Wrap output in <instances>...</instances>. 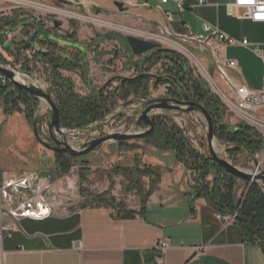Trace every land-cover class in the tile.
Returning a JSON list of instances; mask_svg holds the SVG:
<instances>
[{
  "label": "crops",
  "instance_id": "obj_1",
  "mask_svg": "<svg viewBox=\"0 0 264 264\" xmlns=\"http://www.w3.org/2000/svg\"><path fill=\"white\" fill-rule=\"evenodd\" d=\"M46 1L53 5L73 4V0ZM183 1L182 11L174 0H133L132 4H125L124 0H84L82 7L96 13L123 15L162 32L167 28L179 34L188 29L201 33L203 24L209 23L238 42L247 39L253 48L237 43L221 47L220 53L237 62L235 68L227 69L235 84L263 90L264 68L254 74L249 63L260 59L264 64V23L230 15L228 7L235 0ZM117 3H123L125 10L121 11ZM166 12L172 13V20L167 19ZM3 15H11V11ZM64 44L83 50L87 62L85 47L60 42ZM256 46L262 55L254 51ZM3 117L0 183L2 179L38 170L46 174L50 155L42 152L34 124L21 113ZM144 138L149 142L144 163L159 168L161 173L160 182L145 205L133 209L128 217L112 206L97 203L71 209L55 204L45 218L24 217L18 222L19 227L4 238L5 264H264V251L245 241L237 223L224 226L206 198L195 196L187 169L176 151L158 146L153 138ZM162 239L169 242V248L160 258L156 247Z\"/></svg>",
  "mask_w": 264,
  "mask_h": 264
},
{
  "label": "rangeland",
  "instance_id": "obj_2",
  "mask_svg": "<svg viewBox=\"0 0 264 264\" xmlns=\"http://www.w3.org/2000/svg\"><path fill=\"white\" fill-rule=\"evenodd\" d=\"M17 4L12 1L0 0V17L9 13ZM65 9L72 12L80 13L85 17L72 16L69 12L67 15L36 11L31 8H22L28 13H36L41 19L52 21L59 20L61 25L54 34L63 36L65 40L72 43H78L87 49V71L84 75L79 70L62 71L63 75L73 80L75 89L83 95H89L93 92H98L101 89L105 91L112 90L119 84V79L135 78L141 73L146 72V65H143L139 56L131 54V48L126 40L128 35L139 37L142 39L158 41L165 49L177 51L174 47L168 44V40L163 38L166 36L160 29L149 27L145 24L128 18L123 15H112L105 13H96L93 10H86L82 6H75L64 2L62 5ZM102 19L118 26L126 27L129 32H125L115 27H110L105 24L95 22L94 18ZM136 30V31H135ZM151 33V34H149ZM71 35L73 37H71ZM106 35H110L107 38ZM6 45L10 44L13 51L9 53L6 48L0 43V63L14 70L19 74V79L26 83H36L45 90L50 89V84L46 80L48 74L47 65L39 58L37 54H33L28 48H24L28 41L27 30H16L6 35ZM194 55L199 57L208 67L211 75L216 79L220 86L222 80L217 75L213 68V61L209 51L200 50L198 47L191 44H184ZM66 53L74 55L77 50L73 46L66 44L61 45ZM38 49L41 48L37 44ZM44 48V47H43ZM45 49V48H44ZM178 52V51H177ZM182 55L181 52H178ZM141 56V55H140ZM3 57L6 61L2 60ZM130 59V60H128ZM193 70V74L200 81L205 83L213 93L208 82L205 80L200 69L196 66L191 58H186ZM167 63V61H164ZM262 61H252L249 63V68L254 74L260 73L264 66ZM27 69L31 70V75L27 73ZM151 75L162 76L164 71L161 63L150 69L148 72ZM82 77L84 79H82ZM89 80V81H88ZM3 84V82H0ZM171 84L166 83L158 88L154 86L152 79L149 86L148 97H140V95L131 94L127 100L119 99L113 110L106 116L104 120L95 122L83 128H64V137L75 148L81 149L82 144L91 141L97 137L110 134L112 132H138L145 129L144 126L136 124L137 119L141 115L143 109L147 107V98L158 99L169 96ZM52 95V94H51ZM53 99L54 96L52 95ZM33 108L28 104L19 102L20 111L12 113H21L27 117V111L33 109L31 119H28L32 124H37L40 137L50 145H55L49 131L50 124V108L45 101L42 105V100L37 98ZM55 101V100H54ZM10 113V114H12ZM3 115L8 116L4 109L2 99H0V122L3 120ZM152 119L161 117L168 127L176 125L182 130V133L189 139H196L200 145L201 152L209 155V147L207 142L206 122L204 116L198 111L183 110H165L156 109L151 113ZM28 118V117H27ZM225 120L232 124H239L242 121L233 113L226 109ZM156 131V128H155ZM155 133V132H154ZM219 143V154L235 164L236 166L251 171L254 169L253 159L247 151H242L238 154H233L231 150L234 148L229 143ZM148 141L145 138H138L123 141L122 144L116 141H109L87 155L78 156L71 160V167L68 172H63L57 162L56 151L39 144L42 152L50 155L46 166L48 167L46 174L36 171L50 184V198L53 204L64 206V209L81 207L84 204L92 203L91 198L86 193H102L110 190L117 202H123L131 211L141 207V200L136 191L126 190L128 182L118 173L120 168H134L135 166L145 167L144 155L148 147ZM222 146V147H221ZM48 160V158H47ZM212 176H209V180ZM146 188H148L149 177L142 178ZM248 183V182H247ZM258 184V183H257ZM238 196H241L245 191L246 182L241 181L238 185ZM260 189L264 192L263 186ZM85 193V194H84ZM112 208H115L114 206Z\"/></svg>",
  "mask_w": 264,
  "mask_h": 264
},
{
  "label": "trees",
  "instance_id": "obj_3",
  "mask_svg": "<svg viewBox=\"0 0 264 264\" xmlns=\"http://www.w3.org/2000/svg\"><path fill=\"white\" fill-rule=\"evenodd\" d=\"M19 28L27 29L28 41L24 48L31 49L35 44L41 48L36 50L39 58L47 65V82L50 84V93L59 108L60 121L64 128H83L95 122L104 120L113 110L119 99L127 100L131 94L148 97L150 82L154 80V86L170 83L169 96L184 99L198 100L212 115L214 123V134L218 140L234 145L231 152L235 155L242 151L249 154L261 148L263 139L261 135L251 126L241 122L231 125L225 120L226 107L221 103L218 96L211 93L208 86L194 76L188 60L175 50L162 49L139 56L143 65H146V72L135 78L119 79V84L112 90L101 89L89 95H83L76 91L73 80L63 75V70H79L82 76L87 71L86 56L83 50L78 49L74 55L66 53L60 42L71 43L63 36L51 34V30L45 28L42 21L31 19V15L21 9H13L11 15L0 17V43L9 53L13 51L10 44L6 45V33L14 32ZM59 28L55 26V31ZM71 37H73L71 35ZM110 38V35H106ZM43 47L45 49H43ZM5 62L6 60L1 57ZM167 61V63H164ZM161 63L164 75L156 76L148 72L151 68ZM31 75V70L27 69ZM82 79H84L82 77ZM0 99L4 104L5 111L10 114L20 111L21 100L33 108L37 97L24 88L8 81L5 85L0 84ZM33 109L27 111L28 119L32 117ZM156 131L147 138H153L158 146L172 148L176 151L178 159L185 165L186 169L197 171L200 184L194 187L196 197H204L221 213L238 212L236 223L241 227L246 242L257 244L264 251V192L257 182L250 186L246 182L245 191L238 196L239 179L227 172L208 154L205 155L194 148L190 140L182 133V130L173 125L168 127L161 117L153 118ZM123 141L119 142L122 144ZM57 162L63 172H68L71 167V160L75 157L65 151H56ZM118 173L127 180L126 190L136 191L145 205L149 197L156 190L161 179L159 168L153 166L134 168H120ZM209 176L212 179L209 180ZM149 177L148 188L142 178ZM85 194V193H84ZM92 203L114 206L122 216L128 217L133 211L128 210L123 202H117L111 195L110 190L102 193H86Z\"/></svg>",
  "mask_w": 264,
  "mask_h": 264
},
{
  "label": "built area",
  "instance_id": "obj_4",
  "mask_svg": "<svg viewBox=\"0 0 264 264\" xmlns=\"http://www.w3.org/2000/svg\"><path fill=\"white\" fill-rule=\"evenodd\" d=\"M17 4L13 9L31 8L36 11L54 12L49 8L65 9L60 5H53L46 0H7ZM168 0H160L161 3H166ZM180 11L184 9L183 0H174ZM203 2V0H201ZM125 4H132L133 0H124ZM84 0H73L72 5L82 6ZM12 9V10H13ZM11 10V11H12ZM68 10V9H66ZM24 11V10H23ZM228 11L230 15L239 18H247L253 22L264 23V0H235L229 4ZM31 19H37L43 22L45 28L51 30L54 34L55 22L41 19L36 13H28ZM61 14V13H58ZM64 15V14H63ZM85 16V15H84ZM168 20H172V13L166 12ZM57 20V19H56ZM55 21V20H54ZM166 35L163 38L168 40V44L174 47L178 52H181L186 58H191L196 66L200 69L207 84L213 91V94L218 96L221 103L238 117L243 123L253 127L262 137L263 143L260 149L250 154L253 159L254 169L251 172L260 173L264 170V89L254 90L246 85L235 84L227 73L228 68H235L237 62L235 59H230L221 56V47H226L234 44H241L247 48H253V44L247 39L238 42L218 27L212 26L209 23L203 24V32L194 33L190 29L186 33L179 34L164 29ZM184 44L199 46L204 50L209 51L213 68L217 75L223 80L224 86H220L216 79L211 75L205 63L196 55H194ZM37 44L29 49L36 53ZM254 51L262 55V50L256 46ZM10 81L5 75L0 73V82L6 84ZM191 145L197 150H201L196 139L190 140ZM229 144V143H228ZM234 147V145L231 144ZM201 152V151H200ZM202 153V152H201ZM187 177L190 184L194 187L200 184L201 180L197 171L187 169ZM257 182L263 186L264 180H255L249 183V186ZM53 202L50 198V184L37 172H32L18 178H5L0 183V264H5V250L3 248L4 238L10 236L19 225L18 222L24 217L32 219H42L49 216L53 209ZM239 211L233 213L218 212V217L222 220L224 226L236 223ZM169 248V242L165 239L159 241L156 252L161 258Z\"/></svg>",
  "mask_w": 264,
  "mask_h": 264
},
{
  "label": "water",
  "instance_id": "obj_5",
  "mask_svg": "<svg viewBox=\"0 0 264 264\" xmlns=\"http://www.w3.org/2000/svg\"><path fill=\"white\" fill-rule=\"evenodd\" d=\"M118 8L121 11H124L123 3H117ZM55 25H59L60 21L55 20ZM126 40L133 52L134 55L140 56L154 51L165 49L161 46V43L158 41H152L147 39H142L132 35H128ZM0 73L5 75L11 82L15 85L26 89L31 94L39 99H44L50 108V124L49 131L50 136L55 145H50L44 141L39 134L37 124H34V133L37 140L44 146L51 148L53 151H65L73 157L87 155L90 152L94 151L99 146L109 142V141H127L132 139L144 138L152 135L155 132V124L151 117V113L156 109H165V110H183L188 111H198L200 112L206 122V131H207V142L209 147V156L216 161L221 167H223L227 172L235 175L238 179L251 183L255 180H264V170L260 173H255L251 171L244 170L226 158L222 157L218 151L213 147V142L216 138L214 134V123L212 115L208 109L200 103L198 100L190 99L189 96H185L184 99H178L174 97H163L158 99H149L147 98V107L142 110L141 115L137 119L136 124L138 126H144L145 129H142L138 132H121L116 131L107 135L97 137L91 141L84 142L81 149L75 148L71 143L66 139H60V136L64 135L65 130L60 121L59 108L56 102L54 101L50 91L45 90L36 83H26L24 80H18L16 78L17 73L14 70H11L7 66L0 63ZM234 126L235 124H232Z\"/></svg>",
  "mask_w": 264,
  "mask_h": 264
},
{
  "label": "bare ground",
  "instance_id": "obj_6",
  "mask_svg": "<svg viewBox=\"0 0 264 264\" xmlns=\"http://www.w3.org/2000/svg\"><path fill=\"white\" fill-rule=\"evenodd\" d=\"M50 10H52V11H55V12H58V13H61V14H65V15H67V14H69V12L70 13H72L73 15L72 16H76V17H85L84 15H82V14H80V13H76V12H72V11H70V10H66V9H55V8H49V11ZM95 22H97V23H99V24H105V25H107V26H110V27H115V28H118V29H120V30H123V31H125V32H129V29L128 28H126V27H122V26H118V25H115V24H113V23H110V22H107V21H102V19H98V18H94L93 19ZM136 31V30H135ZM149 34H151V33H149ZM19 74H17V76H16V78L18 79V80H20L19 79ZM44 103H45V100L44 99H42V105H44ZM213 147H214V149L216 150V151H219V143H218V141L215 139L214 140V142H213ZM222 147V146H221Z\"/></svg>",
  "mask_w": 264,
  "mask_h": 264
}]
</instances>
